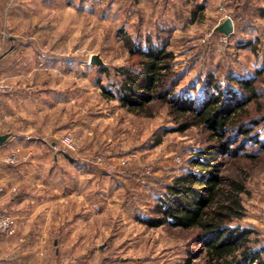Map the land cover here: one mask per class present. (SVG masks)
Returning <instances> with one entry per match:
<instances>
[{"label":"rangeland","instance_id":"rangeland-1","mask_svg":"<svg viewBox=\"0 0 264 264\" xmlns=\"http://www.w3.org/2000/svg\"><path fill=\"white\" fill-rule=\"evenodd\" d=\"M7 1L0 19V135L17 145L0 162L10 165L4 159L16 151L13 166L44 159L34 172L51 176L38 188L63 202L49 207L59 224H17L14 237H0V264H188L189 257L190 264H205L192 231L143 221L155 216L166 187L194 170L189 162L208 144V133L167 132L174 123L166 105L153 103L150 117L130 114L102 88L130 63L126 39L151 37L167 42L176 69L185 70L177 91L198 96L199 81L213 75L225 94L237 90L232 75L255 77L259 97L246 117L263 116L264 70L257 72L264 68V0ZM227 19L233 32L225 43L215 28ZM93 56L109 74L91 64ZM255 134L263 139L264 122ZM257 148L249 143L245 153ZM235 166L248 180L243 215L233 224L252 229L251 248L264 249V150L253 160L237 158Z\"/></svg>","mask_w":264,"mask_h":264},{"label":"trees","instance_id":"trees-1","mask_svg":"<svg viewBox=\"0 0 264 264\" xmlns=\"http://www.w3.org/2000/svg\"><path fill=\"white\" fill-rule=\"evenodd\" d=\"M125 46L130 63L115 69L118 80L109 88L103 87L102 95L117 101L128 113L146 117L151 116L149 107L153 103L166 105L174 123L167 132L184 133L196 127L208 133V144L189 162L194 170L178 176L166 187L153 210L155 216L143 223L151 228L168 225L192 231L205 264H264V249L250 246L253 230L233 224L243 215L241 196L247 192L248 180L246 170L235 166V160H253L264 150V134L263 139L259 134L252 135L254 128L264 122V115L251 120L246 117L247 105L259 97L255 77L240 79L232 75L237 90L230 87L224 94L209 75L199 81V95L190 96L186 91H177L185 70L176 69L175 56L167 42L160 45L151 37L143 43L128 38ZM101 70L109 74L104 66ZM249 143L259 148L245 153ZM223 158L227 160L221 162ZM229 166L234 167L232 173ZM190 260L191 257L188 264Z\"/></svg>","mask_w":264,"mask_h":264},{"label":"crops","instance_id":"crops-1","mask_svg":"<svg viewBox=\"0 0 264 264\" xmlns=\"http://www.w3.org/2000/svg\"><path fill=\"white\" fill-rule=\"evenodd\" d=\"M246 1L250 4L257 3L256 0ZM9 3L7 0H0V19L3 15V9L1 8ZM11 138L9 135L6 142L0 146V159L10 148L16 147L14 145L17 144ZM44 162V159L41 162L39 158L21 162L15 166L4 165L0 162V182L6 188V194L0 200V213L7 212L13 215L17 224H59L53 223L52 213L54 209H49V207L58 206L59 208L63 198L59 196L50 200L44 188L39 190L38 187L41 186L38 184L39 181H43L45 177L48 179L51 175L34 172L33 169V165H40ZM13 190H17L16 193H19L11 194Z\"/></svg>","mask_w":264,"mask_h":264},{"label":"built area","instance_id":"built-area-1","mask_svg":"<svg viewBox=\"0 0 264 264\" xmlns=\"http://www.w3.org/2000/svg\"><path fill=\"white\" fill-rule=\"evenodd\" d=\"M223 42H227V36L223 37ZM7 164H16L17 151L11 152L10 155L4 159ZM16 191V190H13ZM6 194V188L3 184H0V200ZM17 232V222L12 216L0 213V237H14Z\"/></svg>","mask_w":264,"mask_h":264},{"label":"water","instance_id":"water-1","mask_svg":"<svg viewBox=\"0 0 264 264\" xmlns=\"http://www.w3.org/2000/svg\"><path fill=\"white\" fill-rule=\"evenodd\" d=\"M215 31L224 35V36H229L232 32H233V23L231 19H227L225 20L223 23H221L220 25H218L215 28ZM91 64H95L98 66H102L103 63L101 61V59L99 58V56H93L91 58ZM9 138V134H5V135H0V146L3 145L6 140Z\"/></svg>","mask_w":264,"mask_h":264}]
</instances>
